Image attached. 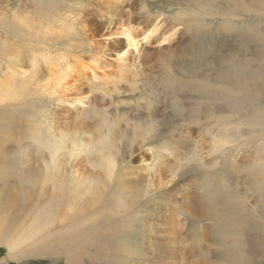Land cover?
I'll list each match as a JSON object with an SVG mask.
<instances>
[{
	"label": "rangeland",
	"instance_id": "rangeland-1",
	"mask_svg": "<svg viewBox=\"0 0 264 264\" xmlns=\"http://www.w3.org/2000/svg\"><path fill=\"white\" fill-rule=\"evenodd\" d=\"M117 15L140 25L125 76L49 87L97 50L115 65ZM60 133L87 148L53 171ZM0 264H264V0H0Z\"/></svg>",
	"mask_w": 264,
	"mask_h": 264
},
{
	"label": "bare ground",
	"instance_id": "bare-ground-1",
	"mask_svg": "<svg viewBox=\"0 0 264 264\" xmlns=\"http://www.w3.org/2000/svg\"><path fill=\"white\" fill-rule=\"evenodd\" d=\"M100 1L104 5V7L107 8L108 10L113 7L114 0H100ZM115 19H116L117 23H115V29L112 32V35H114V34L119 35L120 34L121 36H123V45L122 46L120 45V46H118L117 49H115L116 50L115 51V55H116L115 62L116 63H115V65L112 66V68H107V67H111V66H100L103 61H101L100 55L97 53V52H100V50H97L95 53L89 55L90 58L88 61L75 60V62L72 65H69V63L67 61H64V63H62V64L65 67H63L62 69H58L57 71L52 70L51 72H49L48 79L46 80V84L49 85V87H52V89H55V88L59 89L60 86H64V85H66L70 88L73 86L76 87V84H77V86H78V84H81L82 82H80V81L86 79L88 77L87 75L89 73H93L92 76L90 75L93 78L95 75L94 74L95 71H98L97 68H103L101 70L102 77H106L107 75H109L111 77L112 76L117 77V79L124 77L126 72H128V70L130 69L128 67V65H126L127 64V62H126L127 56L133 55V54H134V56H137L136 53L138 52V45H139L138 44V42H139V38H138L139 32L138 31L140 29V25H139V22H134L133 20H131L130 17H129V19H128V17H127V19H123L121 17V15H117V17ZM245 29L241 28L240 31H243L245 33L246 32ZM149 31H150L149 34L153 33L155 31V26L150 28ZM250 32H251V34H253V33L256 34L257 31L256 30H250ZM244 33H242V34H244ZM110 34H111V31H110ZM146 36H148V34L145 35V37L143 36V38H146ZM230 62H227V65H228L227 70H223L222 73L220 74V76L218 77V79L222 81L223 79L231 78L234 80V81H232L233 83L238 84V86H235L237 88V87H240V85L245 83V79H243L242 76H240L239 72H241V71H240L239 67H235L234 65L230 66ZM103 65H107V64L103 63ZM107 70H113V71L111 73H108ZM110 74H112V75H110ZM238 76H240L241 78H239ZM258 77H259V75H258ZM237 78H239V80H237ZM114 79H116V78H114ZM240 79H241V82H240ZM105 81H107V79ZM232 82H229L228 86L226 88L227 91H229V92L231 91L230 86H234V85H232ZM217 84H219V83L217 82ZM75 87L72 90L73 91L75 90L74 92H76V94H77V93H79L80 88L79 87L75 88ZM64 88H66V87H64ZM68 90L70 91L71 89H68ZM63 93H64V91H63ZM76 100L77 99H75L73 101V103H75ZM64 102H66V101H64ZM73 103H68V104H73ZM72 137H73L72 134L60 133L58 138H54V140H50L47 143L46 151H48V153H49V162H50V165L52 167L51 170L56 171L59 168L60 164L58 162L59 161L58 160L59 159L58 153L61 150H66L67 156L71 157L73 154H79L80 151L85 150L87 148V146L85 144H83V142L76 140L74 138L75 136L73 138ZM105 137H107V136L102 135L98 139V143L104 144L105 143L104 142ZM67 139H70V141H71L70 146L68 148L65 144V141ZM113 168H114V158L110 157V161H107V165H106L108 177L111 175ZM213 182H215L213 178L209 179L207 188L209 190L212 189L214 191V189H215L214 186H213V188L211 186ZM213 194H214V192H211V193L209 192L208 197H212ZM97 196H99V195H97ZM214 198L215 197H213V199ZM96 199L97 198L94 199V201H93L94 203L97 201ZM230 205L226 207V205L224 204L222 208L225 209V211H226V209L229 210V208H230V210H232V212H233L234 208H235L234 203L232 204L233 206H230ZM238 210L239 209H236L237 213H238ZM237 219H238V221L240 220L239 217H237ZM237 219H236V221H237ZM121 221L122 220H120V222ZM127 224H128V222H126L124 220V223L119 224L121 226H120V228L118 226V228H119L118 229L117 225L114 222H112V225L111 224H103L102 226L99 225L98 223H95V224H92L95 229L98 227H102V229H100V230L108 229V230H110V232L108 233L107 231H105L103 233V231H102V234L95 233L91 236V235L87 234L85 231H82L81 233L85 234L83 236V237H85L84 238L85 240H84V239H80L79 236H77V232H73V230H72L70 232V234L68 235L67 239H72L78 243H87V244H89V243L101 244L103 242H107L105 240H107L111 235L114 236L115 239H122V236H126L125 234L128 233L127 229L129 228V225H127ZM144 227L145 226L142 225L143 230H145ZM112 242H113V240H110L108 243H112ZM114 244H116V243H114Z\"/></svg>",
	"mask_w": 264,
	"mask_h": 264
}]
</instances>
